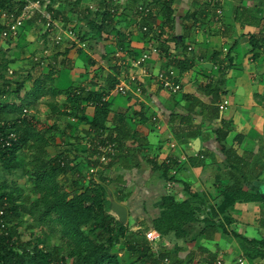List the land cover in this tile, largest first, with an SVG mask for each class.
Here are the masks:
<instances>
[{
  "label": "crops",
  "instance_id": "1",
  "mask_svg": "<svg viewBox=\"0 0 264 264\" xmlns=\"http://www.w3.org/2000/svg\"><path fill=\"white\" fill-rule=\"evenodd\" d=\"M160 2L169 4V19L157 7ZM43 3L46 9H53L51 15L46 13L55 25L75 28L83 34L88 48L83 50L69 39L54 44L46 32L45 15L36 11L21 28L30 52L10 51L15 60L12 70L17 73L14 81H29L20 96L11 94L5 103L23 108L28 116L37 115L41 124L56 129L45 135L48 153L69 157L71 170L59 181L68 192L81 193L100 183L98 173L85 180L88 170L98 164L88 149V143L99 134L90 125L97 107L90 101L83 105L84 122L71 115L66 100L75 91L85 98L107 96L108 127L101 134L118 140L117 156L106 175L107 188L117 202L129 196L126 204L119 202L128 209L129 231L117 246L123 262L136 261L128 250L130 242L154 235L156 239L149 240L154 251L166 250L188 264H264L262 258L250 261L241 242L218 226L223 223L228 232L264 241V0ZM107 5L109 9L116 7L118 13L113 16L108 39H103L90 22L100 24ZM140 5L154 8L155 23L150 32L138 17ZM25 26L31 29L25 30ZM252 37L261 41L262 49H253ZM121 49L123 54L117 57ZM145 53L152 75L176 72L182 85L179 94L170 95L133 65V60ZM121 82L129 84L130 91L114 92ZM138 86L143 88L142 94L134 92ZM223 100L230 103L225 112L218 108ZM223 128H228L227 147L241 158L245 191L259 201L236 203L228 212L231 225L222 216L216 219L215 230H206L204 223L197 225L196 233L206 231L194 245L173 235L160 237L149 227L160 214L164 196L183 202L190 194L201 193L210 199V205L219 196L217 178L225 181L229 176L218 142ZM115 189L119 190L115 193ZM140 231L143 235L137 237ZM164 264L174 263L169 259Z\"/></svg>",
  "mask_w": 264,
  "mask_h": 264
},
{
  "label": "trees",
  "instance_id": "2",
  "mask_svg": "<svg viewBox=\"0 0 264 264\" xmlns=\"http://www.w3.org/2000/svg\"><path fill=\"white\" fill-rule=\"evenodd\" d=\"M25 4V0H0V11L16 9L19 14ZM157 7L163 12V16L170 18L169 4L160 2ZM46 11L49 15L53 13L50 6ZM101 16L102 22L97 25L91 21V27L103 39H108L114 21L108 5L103 8ZM138 17L147 24L150 32L155 23L154 14ZM82 39L86 41L84 37ZM250 42L255 50L263 47L257 38L252 37ZM15 43L16 40H12L5 50L0 48V122L15 124L19 141L11 149L0 148V164L10 175L20 170L23 177L29 176L37 199L26 197V189L23 186L0 183V264H125L118 254L117 246L125 241L129 227L120 224L107 209L109 184L106 175L112 168V163L95 165L100 183L88 186L81 193L68 192L59 179L71 170L67 160L69 157L62 154L52 157L47 150L48 141L45 135L56 129L41 124L37 115L28 116L23 108L5 103V99L11 94L20 96L29 81L27 78L22 82L14 81L17 76L15 72L13 76H9V70L15 63L9 53L14 49ZM14 86L15 90L12 92ZM101 98L73 95L66 100L71 107V115L80 117L84 122L83 105L89 101L100 103L96 108L94 120L90 123L92 129L99 133L97 136L108 127V104L101 103ZM15 113H19V116L15 117ZM218 134V142L226 157L224 167L229 175L225 181L222 177L217 178L220 185L219 196L214 197L213 205H210V199L201 193L190 194V198L183 202L177 201L172 195L164 196L160 214L151 221L149 227L160 237L173 235L177 240H185L194 245L197 237L204 233L206 228H217L215 221L221 216L225 223L231 225L232 219L228 212L236 203L259 201L260 198L249 196L245 191L246 184L241 182L245 178V171L240 165L241 158L226 145L228 128L227 131L223 128ZM116 142L118 144V140ZM25 147L30 158L21 162L18 160V154ZM61 163H64V166ZM118 184L124 192L123 183L119 180ZM118 190L115 189V193ZM128 197H120L119 202L126 204ZM30 206L32 209L27 212ZM24 213L30 223V230L34 229L36 223L47 220L58 225L63 239L62 246L48 249L47 240L35 234L24 243L20 230L26 222L22 217ZM201 216H204L203 220ZM201 223L205 224L206 230L196 233V227ZM218 226L222 232L233 235L241 242L245 256L250 261L264 259V241L248 240L235 232H228L223 223ZM136 235L141 237L143 234L140 231ZM130 243L128 250L136 259L130 264H164L169 259L174 264H188L166 250L157 253L146 236Z\"/></svg>",
  "mask_w": 264,
  "mask_h": 264
},
{
  "label": "built area",
  "instance_id": "3",
  "mask_svg": "<svg viewBox=\"0 0 264 264\" xmlns=\"http://www.w3.org/2000/svg\"><path fill=\"white\" fill-rule=\"evenodd\" d=\"M25 5L22 8L21 12L17 14V10L14 9H6L0 11V29H1V36L9 41L17 40L20 37L21 28L24 25V22L35 14L36 11H40L45 15L46 19V32L51 36V41L59 45L65 41V39H69L75 42L81 49L87 50L88 44L84 41L83 35L75 30V28H67L64 29L63 27L58 28L54 21L48 16L46 13V7L43 3V0H25ZM93 10V8L91 7ZM139 15L141 16H149L153 14L154 8L151 6L140 5L137 9ZM111 15H116L118 13V9L116 7H112L110 9ZM221 14V11H218ZM144 32H148V28H143ZM123 54V50H119L116 53L117 57H121ZM149 59L148 53H145L142 57L138 58L137 60H133V65L136 68H140L142 75L146 77H150L155 80L161 88L169 93L170 95H177L182 91V85L179 81L177 74L174 70H168L165 72H159L156 75H152L147 66V61ZM35 61L41 63L39 58H36ZM12 73V71H10ZM130 85L124 82L117 84L114 87V92L119 94H124L127 91H130ZM134 92L137 94L143 93V88L138 86L134 89ZM73 95H81L80 91H75ZM101 103L107 102V96L104 95L101 99ZM96 107L100 105V103H92ZM230 103L228 100H223L219 103L218 108L221 112H225L229 107ZM25 112H27L25 110ZM19 141V135L16 132L15 124L0 122V148L1 149H11L17 144ZM88 149L93 152L96 156L98 163L102 165H108L112 163L118 152V144L115 140L106 137L103 134L96 136L91 142L88 143ZM64 166V163H61ZM97 174V167L92 166L85 177V180H90ZM170 186V184H169ZM148 240L154 241L156 238L154 235H148ZM168 260H166L167 262Z\"/></svg>",
  "mask_w": 264,
  "mask_h": 264
},
{
  "label": "rangeland",
  "instance_id": "4",
  "mask_svg": "<svg viewBox=\"0 0 264 264\" xmlns=\"http://www.w3.org/2000/svg\"><path fill=\"white\" fill-rule=\"evenodd\" d=\"M53 20V19H52ZM26 29H31L25 26ZM82 34V33H81ZM83 35V34H82ZM24 36L20 33V37L16 40V45L14 48H17L19 50H26L27 52H30L28 49V44L26 41L23 40ZM9 46V40L6 41L0 36V48H3L4 50ZM13 51V50H12ZM9 56L12 57L11 52L9 53ZM12 71V73H10ZM14 71L12 69L9 70V76H13ZM18 160L27 161L29 157V153L25 150H22L18 154ZM16 170V169H15ZM6 182L9 185L18 184L20 186H23L26 189V197H33L34 200L37 199L35 197V191L32 190V184L30 182L29 176H22L20 170L15 171L13 175H10L6 170L3 169L2 165L0 164V183ZM32 209V207L27 208V212ZM26 212V213H27ZM26 213L22 215L23 220L26 222L24 223V227H22L20 230L22 232V241L25 243L27 240H29L32 236V234L37 235L38 237L45 238L47 240V248L51 249L56 246H62L63 239L60 234V228L56 224H52L50 222L44 221L41 223H36L34 229H28L30 223L28 222V218Z\"/></svg>",
  "mask_w": 264,
  "mask_h": 264
},
{
  "label": "water",
  "instance_id": "5",
  "mask_svg": "<svg viewBox=\"0 0 264 264\" xmlns=\"http://www.w3.org/2000/svg\"><path fill=\"white\" fill-rule=\"evenodd\" d=\"M106 201L109 214L115 217L120 224L127 226L128 209L115 200L113 193L108 188Z\"/></svg>",
  "mask_w": 264,
  "mask_h": 264
}]
</instances>
